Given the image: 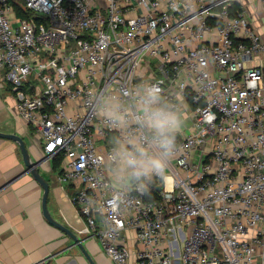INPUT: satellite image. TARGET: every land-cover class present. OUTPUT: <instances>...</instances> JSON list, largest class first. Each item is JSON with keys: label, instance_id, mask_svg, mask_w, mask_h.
<instances>
[{"label": "built area", "instance_id": "obj_1", "mask_svg": "<svg viewBox=\"0 0 264 264\" xmlns=\"http://www.w3.org/2000/svg\"><path fill=\"white\" fill-rule=\"evenodd\" d=\"M236 1L0 0L18 117L115 264H264V39ZM149 86L186 126L163 173L119 186L126 137L160 154L133 119Z\"/></svg>", "mask_w": 264, "mask_h": 264}, {"label": "crops", "instance_id": "obj_2", "mask_svg": "<svg viewBox=\"0 0 264 264\" xmlns=\"http://www.w3.org/2000/svg\"><path fill=\"white\" fill-rule=\"evenodd\" d=\"M244 7L255 31L264 39V7L259 0H237ZM16 97L0 70V131L20 135L33 161L42 159L39 169L49 184L47 207L52 217L71 229L83 242L84 251L44 214V188L27 169L18 141L0 137V262L2 264H115L100 241L82 232L86 226L72 200L74 185L58 180L61 163L46 160L43 140L18 117ZM186 124L181 120L180 129ZM45 159V160H44ZM110 170V174H111ZM112 175V174H111ZM113 177V176H112ZM116 185L123 180L113 178ZM135 233L127 232L126 244L135 247ZM132 264L135 260L132 259Z\"/></svg>", "mask_w": 264, "mask_h": 264}, {"label": "clouds", "instance_id": "obj_3", "mask_svg": "<svg viewBox=\"0 0 264 264\" xmlns=\"http://www.w3.org/2000/svg\"><path fill=\"white\" fill-rule=\"evenodd\" d=\"M138 100L139 111L133 118L134 123L153 136L160 154L153 153L140 138L126 137L112 157L115 167L111 174L118 181L159 175L167 169L174 153V131L180 127V117L163 104L156 86L147 87ZM114 122L119 123L118 120Z\"/></svg>", "mask_w": 264, "mask_h": 264}, {"label": "water", "instance_id": "obj_4", "mask_svg": "<svg viewBox=\"0 0 264 264\" xmlns=\"http://www.w3.org/2000/svg\"><path fill=\"white\" fill-rule=\"evenodd\" d=\"M264 69V67H263ZM0 137H4V138H10V139H14L16 141H18L21 145V150L23 153V157H24V161L25 164L27 166V169L29 171H31L33 173V175L35 176V178L42 184L45 192H44V197H43V209H44V214L47 217V219L53 223L54 225L60 227L63 231L67 232L75 241L76 245H78L83 251L84 253L87 255V257L90 259V261H92L90 255L88 254V252L86 251V249L84 248L83 242L82 240L68 227H66L65 225H63L62 223H60L59 221L55 220L51 213L48 210L47 207V195H48V191H49V184L46 181V179L42 176V174L40 173V165L43 162L42 159L37 160V161H33L30 157V153L26 147V144L24 142V139L20 136V135H16V134H11V133H4L0 131ZM93 264H95L93 262Z\"/></svg>", "mask_w": 264, "mask_h": 264}, {"label": "trees", "instance_id": "obj_5", "mask_svg": "<svg viewBox=\"0 0 264 264\" xmlns=\"http://www.w3.org/2000/svg\"><path fill=\"white\" fill-rule=\"evenodd\" d=\"M10 2L14 5V7L17 11V14L20 18L31 15V13L28 12L24 7V0H10ZM231 10L233 13L241 11L242 8H241L240 3L237 1L234 2ZM55 160L58 162L60 161V159H55Z\"/></svg>", "mask_w": 264, "mask_h": 264}, {"label": "rangeland", "instance_id": "obj_6", "mask_svg": "<svg viewBox=\"0 0 264 264\" xmlns=\"http://www.w3.org/2000/svg\"><path fill=\"white\" fill-rule=\"evenodd\" d=\"M179 117H180V119H181V113L179 114ZM260 259H261V258H260ZM260 259H259V260H260Z\"/></svg>", "mask_w": 264, "mask_h": 264}]
</instances>
